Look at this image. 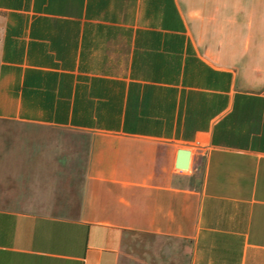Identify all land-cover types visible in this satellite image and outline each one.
I'll list each match as a JSON object with an SVG mask.
<instances>
[{"label":"crops","instance_id":"1","mask_svg":"<svg viewBox=\"0 0 264 264\" xmlns=\"http://www.w3.org/2000/svg\"><path fill=\"white\" fill-rule=\"evenodd\" d=\"M0 264H264V0H0Z\"/></svg>","mask_w":264,"mask_h":264},{"label":"water","instance_id":"2","mask_svg":"<svg viewBox=\"0 0 264 264\" xmlns=\"http://www.w3.org/2000/svg\"><path fill=\"white\" fill-rule=\"evenodd\" d=\"M190 150L179 148L176 157V167L186 169L189 166Z\"/></svg>","mask_w":264,"mask_h":264}]
</instances>
